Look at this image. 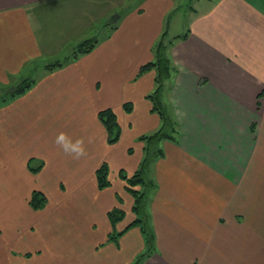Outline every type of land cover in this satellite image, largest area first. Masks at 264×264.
<instances>
[{
    "label": "crops",
    "instance_id": "1",
    "mask_svg": "<svg viewBox=\"0 0 264 264\" xmlns=\"http://www.w3.org/2000/svg\"><path fill=\"white\" fill-rule=\"evenodd\" d=\"M87 3L0 0V90L33 80L20 96L0 95V264H130L146 248L139 227L126 229L133 199L118 173L138 169L140 137L160 126L146 98L154 72H138L174 4L141 0L89 53L47 69L113 12ZM192 8L172 37L166 22L176 73L163 101L178 135L157 144L149 166L153 247L140 264H264V0ZM105 109L120 128L113 144L98 118ZM59 132L83 137L87 155H66ZM103 163L110 185L99 189ZM33 191L44 194L42 209L29 205ZM113 209L124 214L114 226ZM113 233H122L116 242Z\"/></svg>",
    "mask_w": 264,
    "mask_h": 264
},
{
    "label": "trees",
    "instance_id": "2",
    "mask_svg": "<svg viewBox=\"0 0 264 264\" xmlns=\"http://www.w3.org/2000/svg\"><path fill=\"white\" fill-rule=\"evenodd\" d=\"M171 41L172 39L169 38L167 29H165L153 46V60L140 66L138 72V75L147 71L154 72V89L146 96V98L151 104V111L158 115L160 126L153 134L140 137V140L144 142V155L138 169L131 175H127L123 171L118 173L119 179L124 182L125 191L133 199L132 212L135 215V219L126 227V229L132 226L139 227L144 235L146 243V250L139 254L130 264H140L152 252L153 234L150 229L145 204L147 195H149L155 187L154 181L149 176V166L154 158L161 156V150L158 148L157 144L163 139L175 140L178 135L177 124L171 115L168 105L163 101V95L168 90L166 83L172 75L176 73V68L165 53L167 46ZM96 44L97 38H89L79 42V44L72 49V52L68 57L64 58L61 62L47 65V69L50 70L61 67L68 61L75 60L79 56L89 53ZM32 85L33 80L25 78L17 85L13 86L12 89H10L9 94H4L2 97L5 101L9 98H15L27 91ZM123 108L126 112H129L131 110V105L125 104ZM98 118L107 131V142L109 144L115 143L118 140L120 133L119 124L115 114L111 110L105 109L98 112ZM36 170L37 168L33 169V171ZM95 176L97 187L99 189L109 187L110 181L108 179V167L105 163L96 170ZM28 203L35 210L42 209L46 203V198L43 193L33 191ZM123 215V212L119 209L111 210L108 213V219L111 225L114 226L123 218ZM121 234L122 233L110 234L109 240L116 242L117 237Z\"/></svg>",
    "mask_w": 264,
    "mask_h": 264
},
{
    "label": "rangeland",
    "instance_id": "3",
    "mask_svg": "<svg viewBox=\"0 0 264 264\" xmlns=\"http://www.w3.org/2000/svg\"><path fill=\"white\" fill-rule=\"evenodd\" d=\"M87 1H88L87 3L88 6H93L98 10L107 11L108 9L113 8L112 14L106 17L105 19L106 21L104 20L103 25H101V23H99L98 21L93 23V28L91 29L90 37L93 36L94 38L102 39L104 36L110 33L111 29H113L112 23H115L117 21V17H119V15H125V12L127 10L131 9L141 0H87ZM171 1L174 4V8L167 14L165 19V27L163 28V31L167 29L166 22L169 20L168 22L171 23V32H170L171 34H169L170 37H172L175 33L181 31L182 26L183 28L184 26H186V19L189 14L188 10H190L191 7L197 8V0H171ZM109 26L111 29L109 28ZM71 52L72 51H70V48L67 50L64 49L61 53H59L57 57L47 60L48 63L47 65L54 64L56 62H61L64 58L68 57L71 54ZM32 67L34 68L33 65ZM24 78H26V76ZM17 82L11 81V84L17 85L18 84ZM6 87L0 90V95L2 94L4 95L7 93V91L4 92L5 90H7ZM145 250L146 248L142 252H144Z\"/></svg>",
    "mask_w": 264,
    "mask_h": 264
},
{
    "label": "clouds",
    "instance_id": "4",
    "mask_svg": "<svg viewBox=\"0 0 264 264\" xmlns=\"http://www.w3.org/2000/svg\"><path fill=\"white\" fill-rule=\"evenodd\" d=\"M54 143L66 154L73 159H80L87 155L83 137L73 140L65 132H59Z\"/></svg>",
    "mask_w": 264,
    "mask_h": 264
}]
</instances>
